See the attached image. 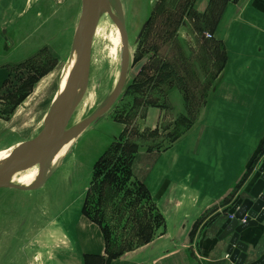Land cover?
I'll use <instances>...</instances> for the list:
<instances>
[{"label":"rangeland","instance_id":"1","mask_svg":"<svg viewBox=\"0 0 264 264\" xmlns=\"http://www.w3.org/2000/svg\"><path fill=\"white\" fill-rule=\"evenodd\" d=\"M194 1L109 0L115 16H122L125 22L129 72L142 57L153 53L163 21L180 7L183 12L173 35L182 61L163 67L171 56L160 49L135 78L128 75L122 93L105 114L82 133L60 143L62 161L44 183L27 190L0 188V264H50L52 253L61 245L59 234L49 225L69 204L81 202L83 207L88 201L87 212L91 216L99 212L109 240L117 247L141 240V224L154 226L152 238L163 230L164 219L157 218V202L147 185L131 176L122 188L99 193L93 189L94 175L101 170L95 164L106 151L108 161L115 163L119 143L135 142L138 150L166 149L199 122L220 62L212 60L216 53L207 52L213 44L212 38L203 35L208 27L192 20ZM84 15L85 0H6L0 12V32L6 29L11 45L0 33V68L7 73L0 90V171L41 131L72 68ZM119 39V29L105 11L93 34L87 79L73 98L65 130L95 113L114 90L121 72ZM182 105L183 109L178 110ZM149 106L164 108L155 130L143 125ZM42 164L12 176L34 179L40 176ZM131 180L143 183L148 191H138ZM90 263L99 264L96 260Z\"/></svg>","mask_w":264,"mask_h":264},{"label":"crops","instance_id":"2","mask_svg":"<svg viewBox=\"0 0 264 264\" xmlns=\"http://www.w3.org/2000/svg\"><path fill=\"white\" fill-rule=\"evenodd\" d=\"M193 10L192 20L208 27L203 35L212 34L207 52L220 62L199 122L166 149H139L131 162L132 176L157 202L163 230L108 258L101 227L83 214L81 202L69 204L49 225L61 245L50 264H234L228 238L219 239L221 225L238 199H252L264 163V0H195ZM6 75L0 68V90ZM163 114L147 107L144 127L155 130ZM263 230L264 221L241 232L245 263L264 253Z\"/></svg>","mask_w":264,"mask_h":264},{"label":"water","instance_id":"3","mask_svg":"<svg viewBox=\"0 0 264 264\" xmlns=\"http://www.w3.org/2000/svg\"><path fill=\"white\" fill-rule=\"evenodd\" d=\"M89 8L88 24L84 37L80 43L76 59L67 77L66 84L59 96L54 100L46 114L41 131L33 139L27 141L9 160L6 167L0 171V188H14L20 190L35 189L44 181L37 180L31 187H22L11 183V176L24 168L36 165L67 137L82 133L90 124L105 114L117 101L122 93L128 79L135 78L149 61L152 54L142 57L129 72L131 64L129 54V43L123 17L117 18L111 9L109 0H87ZM106 11L116 23L122 45L121 72L118 82L105 103L92 115L71 127L64 129L70 120L74 95L78 82L83 78L85 59L91 54L92 39L95 28L103 11ZM147 22L144 23L138 33L140 38L145 30ZM78 30H81V22ZM4 39L9 40L2 29ZM259 177L249 190L252 199H238L228 211V217L221 225L219 239L228 238L226 253L234 264H264V253L256 259L245 263L247 258V244L240 240V234L250 227H256L264 221V163L259 167ZM264 231V230H263Z\"/></svg>","mask_w":264,"mask_h":264},{"label":"trees","instance_id":"4","mask_svg":"<svg viewBox=\"0 0 264 264\" xmlns=\"http://www.w3.org/2000/svg\"><path fill=\"white\" fill-rule=\"evenodd\" d=\"M182 12L183 7H180L175 12H172L171 16L169 15V17L165 21H163L164 26L161 34L159 35V40L153 45L152 56L157 55L160 49L162 51H168L169 54L167 53V56H171L168 62L163 63V67H168L169 65L172 66L173 63H179L180 61H182V57L178 54L176 39L173 35V32H175V29L179 24ZM138 147V144L135 142H125L124 144L119 143L116 150L120 151V154L115 157V163H111L110 161H108L107 157L109 155V151H106L95 164V167L101 170L96 172L94 175L93 189L95 191H99L100 193L104 190L114 191L122 188L125 183H127V181L131 179V162L134 154L138 151ZM134 183L139 187L140 190L138 191H148L143 183L131 180V184ZM87 205L88 201H85V204L82 207V212L89 219L96 222L101 227L105 237L106 253L108 258H114L125 251L132 250L151 240L154 233V226L152 227L151 225H149V223H147L141 224L139 228L140 233L144 235L141 240L136 242L123 243L125 245H120L118 247L115 246L114 243L109 240L110 238L107 233L106 225L103 224V220L99 212L95 211V214L91 216L89 212H87ZM157 218L161 220L163 219L161 213L157 212ZM96 259L101 260L99 257H97Z\"/></svg>","mask_w":264,"mask_h":264},{"label":"bare ground","instance_id":"5","mask_svg":"<svg viewBox=\"0 0 264 264\" xmlns=\"http://www.w3.org/2000/svg\"><path fill=\"white\" fill-rule=\"evenodd\" d=\"M104 14H105V10L102 12L101 16H104ZM84 17H85V19L83 21H81V34L78 37V39H76V41H75V48H74V53H73L74 54V56H73V63H74V61L76 59V56H77V53H78V49H79L80 43H81V41H82V39L84 37L85 30H86V25L88 24L89 8H88V5H87V0H85V15H84ZM119 41H120V39H119ZM98 42H100V44L103 43L102 40H98ZM89 62H90V54L85 59V62H84L85 68H84L83 78L77 84V88H76L75 95L79 92V90L81 88H83V85H84V83H85V81L87 79V72H88ZM61 91L62 90H60L59 94L61 93ZM59 94H58V96H59ZM61 150L62 149H60V144H59L57 147H55L52 150L53 152L51 151L42 160L43 161V164H42L41 169H40V172H39V173H41L40 176L38 174V176L36 178H34V179L27 178V177H13V176H11V178H10L9 181L11 183H14V184L19 185V186H22V187H31L37 180H39L40 182L41 181H45L47 179V177L51 173H53L57 169V167L60 165V163L62 161V151ZM52 154H53V157H52ZM1 166H2V160L0 158V167Z\"/></svg>","mask_w":264,"mask_h":264},{"label":"built area","instance_id":"6","mask_svg":"<svg viewBox=\"0 0 264 264\" xmlns=\"http://www.w3.org/2000/svg\"><path fill=\"white\" fill-rule=\"evenodd\" d=\"M204 36H205V38H212V34L211 33H205Z\"/></svg>","mask_w":264,"mask_h":264}]
</instances>
